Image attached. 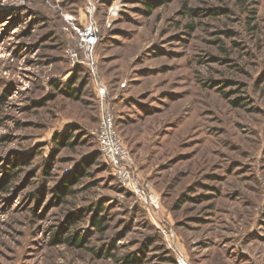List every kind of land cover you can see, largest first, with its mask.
Instances as JSON below:
<instances>
[{
	"label": "rangeland",
	"instance_id": "obj_1",
	"mask_svg": "<svg viewBox=\"0 0 264 264\" xmlns=\"http://www.w3.org/2000/svg\"><path fill=\"white\" fill-rule=\"evenodd\" d=\"M182 260L264 264V0H0V264Z\"/></svg>",
	"mask_w": 264,
	"mask_h": 264
},
{
	"label": "built area",
	"instance_id": "obj_2",
	"mask_svg": "<svg viewBox=\"0 0 264 264\" xmlns=\"http://www.w3.org/2000/svg\"><path fill=\"white\" fill-rule=\"evenodd\" d=\"M88 10L91 13L94 11L93 7ZM83 37L87 46L89 48L93 47L97 39L96 29H87ZM88 53L89 56L92 55L91 52ZM100 97L103 102L107 101V89L104 86L100 88ZM97 135L102 156L113 168L121 184L135 193L140 200L145 203L147 210L148 207L157 210L159 208L158 200L154 197L148 198V186L140 183L134 176L133 162L130 153L124 146L117 132L115 118L113 112L109 108L103 109L102 111ZM181 262L185 264L184 260Z\"/></svg>",
	"mask_w": 264,
	"mask_h": 264
},
{
	"label": "trees",
	"instance_id": "obj_3",
	"mask_svg": "<svg viewBox=\"0 0 264 264\" xmlns=\"http://www.w3.org/2000/svg\"><path fill=\"white\" fill-rule=\"evenodd\" d=\"M77 94H78L77 90H73L72 93H69L70 97H72V98H76ZM80 244H81V240H80Z\"/></svg>",
	"mask_w": 264,
	"mask_h": 264
}]
</instances>
